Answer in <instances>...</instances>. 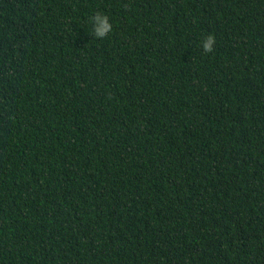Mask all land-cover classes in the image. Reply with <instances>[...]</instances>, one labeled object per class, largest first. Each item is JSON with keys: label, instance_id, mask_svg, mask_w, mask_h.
I'll return each mask as SVG.
<instances>
[{"label": "trees", "instance_id": "obj_1", "mask_svg": "<svg viewBox=\"0 0 264 264\" xmlns=\"http://www.w3.org/2000/svg\"><path fill=\"white\" fill-rule=\"evenodd\" d=\"M0 264H264V0H0Z\"/></svg>", "mask_w": 264, "mask_h": 264}, {"label": "clouds", "instance_id": "obj_2", "mask_svg": "<svg viewBox=\"0 0 264 264\" xmlns=\"http://www.w3.org/2000/svg\"><path fill=\"white\" fill-rule=\"evenodd\" d=\"M94 24L91 28V34L97 40H104L108 38L109 34L113 31V24L109 16L103 12H97L92 18ZM217 43L216 37L213 34H208L202 41V49L205 55L215 51Z\"/></svg>", "mask_w": 264, "mask_h": 264}]
</instances>
